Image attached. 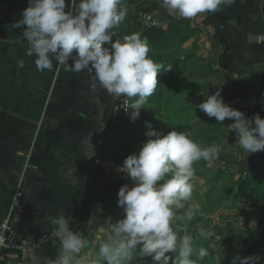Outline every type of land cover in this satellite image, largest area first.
<instances>
[{
	"label": "crops",
	"instance_id": "obj_1",
	"mask_svg": "<svg viewBox=\"0 0 264 264\" xmlns=\"http://www.w3.org/2000/svg\"><path fill=\"white\" fill-rule=\"evenodd\" d=\"M153 3L137 0L134 5L139 11ZM27 6L28 0H0V223L9 220L31 240L53 232V221L62 210L71 218V230L85 231V245L99 246L107 240L101 229L124 217L117 205L120 187H131V181H111L100 168L101 161H110L102 158L101 150L105 132L118 123L113 117L118 98L99 86L93 89V76L65 71L55 62L51 71H37L36 57L26 55L22 37L26 26L12 27ZM139 16L141 23L144 16H151L163 29L184 20L164 6ZM186 20L202 32L182 49H194L199 58L213 46L221 49L217 68L222 78L212 83L206 99L219 90L224 102L246 118L259 114L264 119V43L248 40L249 35H264V3L235 0L221 11ZM117 40L123 41L118 36L112 42ZM92 148L95 155L88 158ZM248 158L261 165L264 151ZM17 193L23 199L13 207ZM52 245L35 259L47 256L46 248L52 252ZM0 264H18V259L0 250Z\"/></svg>",
	"mask_w": 264,
	"mask_h": 264
},
{
	"label": "clouds",
	"instance_id": "obj_2",
	"mask_svg": "<svg viewBox=\"0 0 264 264\" xmlns=\"http://www.w3.org/2000/svg\"><path fill=\"white\" fill-rule=\"evenodd\" d=\"M234 2L162 0V6L180 18L192 20L201 14L221 11ZM120 4L121 0H69L67 5L66 0H28L22 19L12 27L26 26L22 32L27 43L26 55L36 57L37 71H51L55 62L65 71L94 73L91 87L99 86L113 98H128L125 104L129 110L124 111L134 123L157 88V75L162 66L148 57V40L140 33L112 42V30L126 16V9H118ZM248 40L261 44L264 35H249ZM18 63L24 66L22 60ZM195 107L219 123L226 119L233 121L227 129L237 134L245 154L264 151V119L259 114L246 118L244 113L224 102L219 90ZM146 128L147 140L140 151L128 155L118 168L131 181V187L124 184L117 193V205L124 217L115 223L108 221L101 229L107 233V240L99 245L98 256L106 264H131L134 252L142 257L150 256L160 264H170V261L171 264H195L191 259L193 238L178 237L173 228L176 210L184 209V202L192 197L193 164L200 160L212 164L220 149L215 145L199 146L186 131L172 130L164 135L147 122ZM93 155L92 148L88 158ZM194 208H189L179 219L190 221ZM70 219L62 210L54 219L56 228L52 235L59 239L60 249L56 259L47 264H73L84 247L81 235L70 229ZM169 253L177 254L175 260ZM207 254L204 248L198 253L201 259ZM257 260L237 256L232 264H253V261L257 264Z\"/></svg>",
	"mask_w": 264,
	"mask_h": 264
},
{
	"label": "rangeland",
	"instance_id": "obj_3",
	"mask_svg": "<svg viewBox=\"0 0 264 264\" xmlns=\"http://www.w3.org/2000/svg\"><path fill=\"white\" fill-rule=\"evenodd\" d=\"M155 3L161 8L162 1L155 0ZM188 52L194 54V49H188ZM211 60V56L206 57L204 62L192 60L185 69L171 71L166 86L165 116L159 125L153 127L164 135L172 130L186 131L199 146L215 145L220 149L218 158L212 164L204 160L193 164L192 197L184 202V209L176 210L177 221L173 228L178 237L189 235L193 238L191 257H199L201 248L207 250L208 254L204 257L206 264H232L237 256L258 258L257 264H264L262 164L250 163L249 154H245L238 144L237 134L227 129L231 120L219 123L214 117L209 118L194 108L199 101H193V94H203L207 87L210 90L215 80L222 78L218 68L208 70ZM145 131L146 127L140 128L138 136L147 140ZM193 206V218L190 221L180 220L179 217ZM52 244V252L46 248L44 254L47 256L43 259L38 257L35 264H47V261L56 259L60 247ZM88 244L75 257L73 264L77 261L79 264L99 263L98 245L93 242Z\"/></svg>",
	"mask_w": 264,
	"mask_h": 264
},
{
	"label": "trees",
	"instance_id": "obj_4",
	"mask_svg": "<svg viewBox=\"0 0 264 264\" xmlns=\"http://www.w3.org/2000/svg\"><path fill=\"white\" fill-rule=\"evenodd\" d=\"M136 2L137 0H121V4L118 5V7L126 9V16L124 20L114 28L118 32L117 37L119 36L123 39L125 36L131 35L132 33H140L142 38L146 37L148 40V47L150 49L148 57L162 67L157 75V88L154 94L148 97L147 103L142 106L139 118L134 123L130 121L129 117L123 118L104 134L101 150L102 158L120 164L123 163L128 155L138 153L142 144L146 142L145 138L138 136L140 128L146 127V122L154 127L159 125L164 119V104L168 96L166 86L171 71L177 68L185 69L186 64H189L192 60L204 62L208 56L212 58V64L208 67V70L213 71L212 69L217 68V61L221 54V49H219L220 47L218 46H213L208 54L201 58L197 57L195 54L189 53L187 49H182L184 44L200 35L202 30L192 27L191 23L186 19L174 20L168 24L166 29L160 26H146L140 21V13L149 14L158 10L160 7L153 3L149 8L139 9L138 11V6L134 5ZM132 8L136 12H133ZM208 92L209 87H207L201 95H199L198 92L194 95V92L191 91L193 94V101L198 100L199 103H202L206 100ZM132 99L134 100L136 98ZM194 108L196 107L194 106ZM260 172L264 176V163H262ZM42 254L43 252L39 254V256H43ZM168 255L172 257V260H175L177 254L169 253ZM195 257L197 259L191 257V259L195 261V264H197V262L206 264L205 258L201 259L198 256ZM132 260L131 264H160V262L154 261L150 256H139L138 252L132 254ZM98 264H106V262L100 259Z\"/></svg>",
	"mask_w": 264,
	"mask_h": 264
},
{
	"label": "built area",
	"instance_id": "obj_5",
	"mask_svg": "<svg viewBox=\"0 0 264 264\" xmlns=\"http://www.w3.org/2000/svg\"><path fill=\"white\" fill-rule=\"evenodd\" d=\"M264 3V0H256ZM143 23L146 26H160V23L153 19L151 16H144ZM112 40L117 37V30L113 29ZM62 67V66H60ZM89 76L94 77V73L84 70L81 71ZM126 97H119L117 103L113 109V117L116 122H119L123 118H128L129 115L124 110H129L128 105L125 104ZM131 103V101H129ZM122 166L120 163L111 161H101L100 168L113 182L124 183L130 182L126 174L118 171V168ZM23 199L22 193H17L13 202V207H19L20 202ZM73 232L79 233L84 241L86 239V233L84 230L76 228ZM56 243L60 245L59 239L52 235V232L42 234L37 238L26 240L24 239L18 230L9 220H5L0 223V250L7 251L14 254L18 259V264H35V258L43 251L47 244Z\"/></svg>",
	"mask_w": 264,
	"mask_h": 264
},
{
	"label": "water",
	"instance_id": "obj_6",
	"mask_svg": "<svg viewBox=\"0 0 264 264\" xmlns=\"http://www.w3.org/2000/svg\"><path fill=\"white\" fill-rule=\"evenodd\" d=\"M177 19H179L180 17H176Z\"/></svg>",
	"mask_w": 264,
	"mask_h": 264
}]
</instances>
